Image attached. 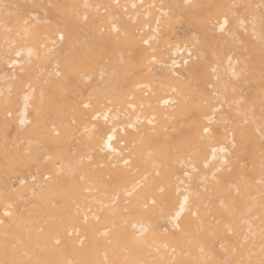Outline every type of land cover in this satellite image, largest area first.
Returning a JSON list of instances; mask_svg holds the SVG:
<instances>
[{
  "label": "bare ground",
  "instance_id": "obj_1",
  "mask_svg": "<svg viewBox=\"0 0 264 264\" xmlns=\"http://www.w3.org/2000/svg\"><path fill=\"white\" fill-rule=\"evenodd\" d=\"M262 260L264 0H0V264Z\"/></svg>",
  "mask_w": 264,
  "mask_h": 264
},
{
  "label": "snow or ice",
  "instance_id": "obj_2",
  "mask_svg": "<svg viewBox=\"0 0 264 264\" xmlns=\"http://www.w3.org/2000/svg\"><path fill=\"white\" fill-rule=\"evenodd\" d=\"M227 24H228V20L225 19L223 22L220 23V29H219V30L222 31V32L225 31V30H226V25H227ZM18 55H19V53H18ZM88 106H89V105H87V104L84 105V107H86V108H87ZM204 131L207 132L208 129L205 128ZM111 138H112V137L109 136L108 139L111 140ZM222 150H223V149H222ZM181 211H183V205L181 206ZM176 215L179 216L180 213L178 212ZM141 230H142V231H143V230H146V229H144V226H143V225H141ZM260 264H264V260H262V261L260 262Z\"/></svg>",
  "mask_w": 264,
  "mask_h": 264
},
{
  "label": "rangeland",
  "instance_id": "obj_3",
  "mask_svg": "<svg viewBox=\"0 0 264 264\" xmlns=\"http://www.w3.org/2000/svg\"><path fill=\"white\" fill-rule=\"evenodd\" d=\"M8 70H9V69H8ZM74 147H75V146H74ZM74 147H73V145H72V146H70V148H74Z\"/></svg>",
  "mask_w": 264,
  "mask_h": 264
}]
</instances>
